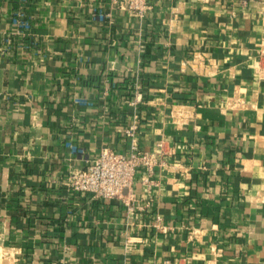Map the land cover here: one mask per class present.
I'll use <instances>...</instances> for the list:
<instances>
[{"label":"crops","instance_id":"obj_1","mask_svg":"<svg viewBox=\"0 0 264 264\" xmlns=\"http://www.w3.org/2000/svg\"><path fill=\"white\" fill-rule=\"evenodd\" d=\"M147 4L0 0V264H264V0ZM133 116L152 174L68 190Z\"/></svg>","mask_w":264,"mask_h":264},{"label":"built area","instance_id":"obj_2","mask_svg":"<svg viewBox=\"0 0 264 264\" xmlns=\"http://www.w3.org/2000/svg\"><path fill=\"white\" fill-rule=\"evenodd\" d=\"M108 2L112 10L125 12L136 18H143L149 10L147 0H108ZM107 18V14H100L97 17L102 22ZM14 24L19 28L27 29V25L21 20H14ZM76 103L81 106L88 105L84 99H78ZM123 133L128 142V149L124 154L103 150L90 160L83 148L67 144L73 155L84 159L86 166L84 169L69 172L64 186L75 193L90 194L94 199H123L124 193L130 192L133 188L140 170H144L146 175L150 176L157 160L153 154L143 151L140 147L137 116H133L131 124ZM143 182L147 183L148 179H144ZM127 205L130 210L135 208L133 198L129 199Z\"/></svg>","mask_w":264,"mask_h":264}]
</instances>
